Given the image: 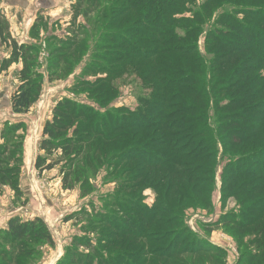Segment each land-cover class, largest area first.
I'll return each instance as SVG.
<instances>
[{"label": "trees", "instance_id": "16d2710c", "mask_svg": "<svg viewBox=\"0 0 264 264\" xmlns=\"http://www.w3.org/2000/svg\"><path fill=\"white\" fill-rule=\"evenodd\" d=\"M106 1V7L101 0L75 1L76 26L68 36L48 40L55 43L50 52L55 57L46 75L38 47L10 41L0 17V40L10 49L0 68L21 64L10 97L15 115L27 114L39 100L45 76L54 82L74 71L87 53L88 34L98 38L86 73L101 77L76 81L70 90L84 94L89 105L67 98L56 104L43 126V155L35 168L62 165V190L79 189L86 197L94 191L90 180L105 167L106 179L119 174L113 180L119 191L110 195L114 209L90 217L89 225L100 226L101 240L94 245L74 240L93 252L71 249L59 264H189L184 255L210 250L225 255L184 224L189 206H210L217 154L227 161L221 196L238 200L242 210L210 227L234 238L238 264H255L249 248L264 251V0ZM94 14L99 17L90 19ZM78 18L84 25H77ZM38 29L33 25L31 33ZM122 74L136 76L142 92H149L138 99L135 113L108 110L118 96L114 80ZM19 128V123L5 128L0 145V192L7 187L17 197L23 163L22 140L14 138ZM144 188L154 191L148 208L139 198ZM123 206L130 213L119 218L115 213ZM2 233L0 264H33L39 247H54L38 217H12ZM247 233L256 235L249 244L242 240Z\"/></svg>", "mask_w": 264, "mask_h": 264}, {"label": "rangeland", "instance_id": "374dc122", "mask_svg": "<svg viewBox=\"0 0 264 264\" xmlns=\"http://www.w3.org/2000/svg\"><path fill=\"white\" fill-rule=\"evenodd\" d=\"M75 1L0 0V17L8 25V39L10 41L14 40L19 45L31 44L38 47L40 71L45 75L48 72L47 65L55 57L50 53L55 43L48 40H50V37L64 38L68 36L73 27L76 26L72 25L71 22L74 11L72 5ZM106 2V0H101L102 6L106 7ZM97 17L99 15L94 14L90 19ZM76 22L77 25H84L85 23L80 18ZM35 24L39 26L36 35L31 33V28ZM87 37V53L82 60L76 63L74 71L66 78L54 82H47V76H45L39 100L30 108L27 114L15 115L10 109V97L19 85L17 73L20 71L21 64L14 63L7 70H1L0 68V145L5 142L1 139V132L16 123L20 124V128L14 138L20 137L23 143V163L19 178L21 194L17 197L11 189L1 188L0 234H4L2 232L5 231L7 223L12 217L23 220H32L34 217L40 218L45 223L48 231L51 232L54 247H39L40 254L35 257L33 264H59L65 262L71 249L77 250L78 253H92L93 250L85 249L84 246H77L74 240L79 239V242L80 240L83 242L85 239L90 240L93 245L94 241L101 240L100 230H98L100 226L89 225L90 217L94 218L96 213H105L110 209H114L109 206V204L116 203L110 198V195L119 191L117 189L118 185H116L117 182L113 181L116 175L119 176V174L113 173L106 179L108 170L105 167L90 180V183L94 186V191L86 197H80L79 189L73 191L62 190L60 172L62 165L47 171H40L35 168L37 157L43 155L40 151V144L43 140V126L46 121L51 120L52 111L56 104L61 99L67 98L72 101L76 100L81 105H89V101L84 94L74 95L70 90L76 81L86 80L89 82L101 77L100 74L95 77L90 72L86 73L87 65L92 59V46L98 39L94 36V33L88 34ZM202 47V41H200L198 48L203 54L204 48ZM9 57L10 49L0 40V67L2 62L9 59ZM114 81V84L118 87V96L112 104L108 105V110L125 107L133 113L138 111L137 108L140 104L138 99L141 98V95H149L147 91L142 92L141 80L130 74H122L116 76ZM151 152H154L152 148L146 153ZM217 155L213 181L214 189L210 206L203 204L189 206L184 211V224L198 240L208 243L212 249H219L225 255L218 254L221 252H216V250H210L207 253L201 252L198 256L184 255L183 261H187L189 264H238L241 259L234 238L221 227H210L220 217L228 214L237 216L242 210L238 200L232 197L223 199L221 196V176L227 161L223 160L220 154ZM54 158V156L49 157L50 160H54ZM139 198L142 205L147 208L153 205V189H142ZM121 212L130 213L126 211L125 206L120 207L115 214L121 218L125 215V213L120 215ZM262 220H264L263 217ZM205 229L211 230L210 233L206 232ZM93 230H96L94 234ZM252 237H256V235L247 233L243 235L242 240L249 244L253 242ZM79 242L77 243L79 244ZM98 244L100 245L101 241H98ZM248 253L256 254V261L260 263L255 262V264H264V251L262 252L260 249L251 246ZM243 264L248 263L244 262Z\"/></svg>", "mask_w": 264, "mask_h": 264}]
</instances>
